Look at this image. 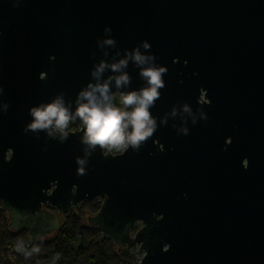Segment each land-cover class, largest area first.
Returning <instances> with one entry per match:
<instances>
[{"label": "water", "instance_id": "obj_1", "mask_svg": "<svg viewBox=\"0 0 264 264\" xmlns=\"http://www.w3.org/2000/svg\"><path fill=\"white\" fill-rule=\"evenodd\" d=\"M105 27L122 51L147 40L166 86L139 152L97 148L79 176L80 123L63 143L24 128L31 107L61 92L74 102L92 80ZM125 71L127 90L144 85ZM0 86V207L13 230L38 241L101 198L89 225L139 247V264H264V0H0ZM201 89L212 103L193 125L183 104L195 112Z\"/></svg>", "mask_w": 264, "mask_h": 264}, {"label": "clouds", "instance_id": "obj_2", "mask_svg": "<svg viewBox=\"0 0 264 264\" xmlns=\"http://www.w3.org/2000/svg\"><path fill=\"white\" fill-rule=\"evenodd\" d=\"M104 33V38L97 40L103 58L93 66L90 73L92 80L78 92L75 101L66 100L65 93L61 92L50 102H41L31 107L29 115L32 120L24 128L25 133L29 131L36 133L37 138L43 131L48 138L59 137L63 143L69 137L67 130L70 123L79 121L83 129L81 143L86 146L83 148L84 156L76 158L79 176L87 174L85 165L89 163V157L97 148L103 153L122 152L130 148L139 152L158 129V118L153 116L150 109L161 97L160 90L166 86L164 76L168 68L156 63L157 56L150 51L152 46L147 40L142 41L134 49L122 51L117 47V41L111 34V27H105ZM110 49H115L114 53L110 52ZM92 55L95 56L96 53L93 52ZM130 62L139 69V76L145 82L136 90H127L130 88L132 77L125 69ZM185 63L187 64V61ZM109 71L112 74L105 77L104 74ZM3 92L4 88L0 86V95ZM201 95H207V100L200 98V107L195 112L188 103L183 104V112L192 117L193 125L198 119L208 120L203 106L211 105L212 102L208 99L206 90L201 89ZM117 96L120 106L116 103ZM9 107L8 103L2 104L4 112H7ZM178 115L179 110L174 106L170 113L160 119V123L167 125L169 116L175 118ZM181 120L183 121L181 126L173 124V127H178L179 133L187 135L188 120ZM44 150L47 151L46 148ZM244 166L248 167L245 164ZM15 251L22 254L25 259H31L40 253L41 248L36 244L28 247L20 241L15 245ZM59 258V254L53 258L54 264Z\"/></svg>", "mask_w": 264, "mask_h": 264}, {"label": "trees", "instance_id": "obj_3", "mask_svg": "<svg viewBox=\"0 0 264 264\" xmlns=\"http://www.w3.org/2000/svg\"><path fill=\"white\" fill-rule=\"evenodd\" d=\"M114 153L118 151H113ZM83 208L62 216L58 231L36 241L28 231H15L10 218L0 207V264H54L53 258L59 254L55 264H137L136 248H119L116 243L97 228H92L85 220L86 212L97 213L102 205L99 199L84 201ZM48 209H53L47 206ZM23 243L31 247L39 245L41 251L31 259L15 251V245ZM42 241V242H41Z\"/></svg>", "mask_w": 264, "mask_h": 264}, {"label": "flooded vegetation", "instance_id": "obj_4", "mask_svg": "<svg viewBox=\"0 0 264 264\" xmlns=\"http://www.w3.org/2000/svg\"><path fill=\"white\" fill-rule=\"evenodd\" d=\"M116 103H117V106H120V105H119V97H118V96H117ZM79 129H81L80 124H79V122L76 121V122L70 123V125H69L67 131H77V130H79ZM112 153H114V152H112ZM118 153H121V152H116V153H114V154H118ZM77 206H78V205H77ZM77 206H76V207H77ZM76 207H75V209H76ZM52 208H53V207H52ZM50 210L55 211L54 208H53V209H50ZM63 216H64V215H63ZM61 217H62V216H61ZM138 227H140V225H138Z\"/></svg>", "mask_w": 264, "mask_h": 264}, {"label": "rangeland", "instance_id": "obj_5", "mask_svg": "<svg viewBox=\"0 0 264 264\" xmlns=\"http://www.w3.org/2000/svg\"><path fill=\"white\" fill-rule=\"evenodd\" d=\"M99 200H101L102 202H103V199H101V198H98ZM84 204V202L83 203H81V204H79L76 208H78V207H84L85 205H83ZM74 211H76V209L74 210ZM73 212V211H72ZM96 214V213H95ZM94 213H90V212H86V214H85V220H87L88 221V218L90 217V216H92V215H95ZM61 223H62V218H61ZM31 237V236H30ZM136 249L137 250H139V247H136ZM139 252V251H138ZM141 258H142V254L141 253H139L138 255H137V259H138V262H137V264H139L140 263V261H141Z\"/></svg>", "mask_w": 264, "mask_h": 264}]
</instances>
